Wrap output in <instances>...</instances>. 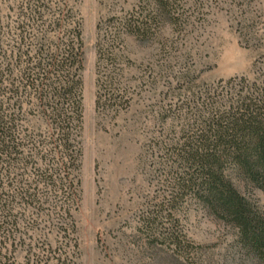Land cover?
<instances>
[{"label": "trees", "instance_id": "obj_1", "mask_svg": "<svg viewBox=\"0 0 264 264\" xmlns=\"http://www.w3.org/2000/svg\"><path fill=\"white\" fill-rule=\"evenodd\" d=\"M146 6L96 25L97 114L129 107L117 87L126 39L145 40L158 24L177 21L170 0ZM14 9L0 20V264H75L81 19L74 0H22ZM183 105V115H172L181 121L177 139L162 148L164 195L145 220L150 242L191 251L185 236L155 227L163 211L176 226L171 213L193 203L235 229L239 246L264 264V211L233 182L264 195V65L252 79L220 82Z\"/></svg>", "mask_w": 264, "mask_h": 264}, {"label": "rangeland", "instance_id": "obj_2", "mask_svg": "<svg viewBox=\"0 0 264 264\" xmlns=\"http://www.w3.org/2000/svg\"><path fill=\"white\" fill-rule=\"evenodd\" d=\"M21 1L0 0L2 23ZM148 1L74 0L83 42L75 264H259L239 246L235 229L193 203L171 213L176 226L165 223L164 211L157 219L162 225L154 226L185 236L191 251L152 244L145 220L154 217L150 211L164 195L162 148L181 127L173 113L183 115V103L198 91L235 77L252 79L264 65V0H170L177 21L158 24L145 40L125 41L127 62L117 87L125 90L129 107L97 114L96 25L138 13ZM233 182L264 211L259 190Z\"/></svg>", "mask_w": 264, "mask_h": 264}]
</instances>
